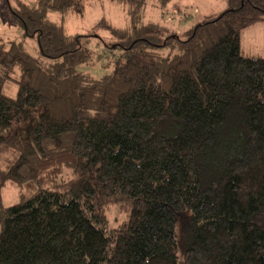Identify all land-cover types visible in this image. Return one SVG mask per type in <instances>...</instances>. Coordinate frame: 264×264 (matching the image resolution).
<instances>
[{"label": "trees", "instance_id": "obj_1", "mask_svg": "<svg viewBox=\"0 0 264 264\" xmlns=\"http://www.w3.org/2000/svg\"><path fill=\"white\" fill-rule=\"evenodd\" d=\"M87 1L10 7L38 56L0 43V182L19 189L0 201V264H264V58L240 49L264 0H226L182 38L145 22L148 0H112L128 24L98 23L100 78L84 71L100 37L64 25Z\"/></svg>", "mask_w": 264, "mask_h": 264}, {"label": "rangeland", "instance_id": "obj_2", "mask_svg": "<svg viewBox=\"0 0 264 264\" xmlns=\"http://www.w3.org/2000/svg\"><path fill=\"white\" fill-rule=\"evenodd\" d=\"M16 1L30 2L32 0H0V43L2 42H22L27 53L37 57L36 40L23 37V32L14 21L10 12V7L16 8ZM226 0H170L164 8L159 1L148 0L146 3L144 20L152 22L173 31L181 38L185 32L200 23L205 18H213L226 10ZM50 22H60L61 16L57 13L48 15ZM64 25L68 35L86 34L93 31L100 37L88 44V49L93 53L94 63L86 66L84 71L95 78H100L108 69V62L112 59V53L106 45L113 38L111 33L103 27L97 28L100 21L111 28L123 29L127 26L128 20L125 11L112 0H90L85 4L84 12L81 15L68 13L64 17ZM241 54L246 57L264 58V19L258 21L240 33ZM3 93L15 98L17 87L14 84H7ZM70 171H64V175H69ZM72 174V173H71ZM0 201L4 207L14 206L19 203V189L6 182H0ZM109 229L115 228L125 219V214L114 204L110 205L106 212ZM1 231V226H0Z\"/></svg>", "mask_w": 264, "mask_h": 264}]
</instances>
